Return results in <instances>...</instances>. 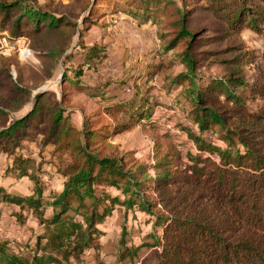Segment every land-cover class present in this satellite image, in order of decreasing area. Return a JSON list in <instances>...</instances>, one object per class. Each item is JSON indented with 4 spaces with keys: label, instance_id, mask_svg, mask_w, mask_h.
I'll return each instance as SVG.
<instances>
[{
    "label": "trees",
    "instance_id": "obj_1",
    "mask_svg": "<svg viewBox=\"0 0 264 264\" xmlns=\"http://www.w3.org/2000/svg\"><path fill=\"white\" fill-rule=\"evenodd\" d=\"M79 1L96 13L99 0ZM124 2L136 4V12L142 11L144 19L165 18L164 29L172 36L168 48L182 46L178 53L182 69L174 80L191 103L187 115L192 127L187 132L196 152L188 153L186 163L175 154L158 156L152 175L150 166L137 159L128 161L111 141L133 126L139 111L148 108L138 111L134 102L109 106L105 112L114 120L120 112L127 119L111 128L89 118L79 128L66 92L58 100L44 92L32 96L21 77H12L9 58L1 56L0 152L10 158L19 177H29L38 186L33 160L20 152L21 145L28 140L51 146L65 182L51 201L39 186L29 197L0 186V201L19 206L13 215L20 224H25L28 210L43 228L36 234L31 255L12 251L9 240L0 239V264L81 263L87 249L98 247L97 225L116 204L155 218L154 228L161 232L149 234L153 244L145 245L159 248L156 264H264V105L252 112L240 93L241 87L248 86L247 68L256 57L241 36L246 29L262 31L264 0ZM203 31L213 34L202 36ZM0 33L13 39L27 37L45 59L49 79L83 28L60 12V4L0 0ZM205 42L222 47L198 50ZM203 55L224 71L207 84L200 82L203 77L198 73ZM81 66L73 71V78L64 74L63 91L69 82L77 85L84 74ZM80 90L86 89L80 86ZM253 90L255 97L264 99V85ZM29 103L32 107L27 110ZM215 129L225 148L207 139L206 134ZM100 186L114 187L125 198L98 194ZM140 248L125 246L120 261L134 258Z\"/></svg>",
    "mask_w": 264,
    "mask_h": 264
},
{
    "label": "rangeland",
    "instance_id": "obj_2",
    "mask_svg": "<svg viewBox=\"0 0 264 264\" xmlns=\"http://www.w3.org/2000/svg\"><path fill=\"white\" fill-rule=\"evenodd\" d=\"M21 1L35 6L48 2L60 4V12L77 20L83 28V34L74 40L68 49L70 53L59 61L53 70V77L46 79L45 59H41L33 50L31 41L27 37L13 39L7 33H0V57L7 56L8 62H12L10 73L14 79L21 77L23 85L31 88L32 96L44 92L50 99L58 100L67 93L68 108L73 111V122L79 128L89 118L108 123L111 128L127 119L120 112L114 120L105 112L109 106L134 102L138 111L148 108L139 111L131 128L112 136L116 152L124 154L128 161L137 159L147 164L152 175L156 174L152 166L158 156L175 154L180 162H187L188 153L196 152V145L187 132V127H192L187 115L191 103L182 85L174 80L182 69L178 57L182 46L168 48L172 36L164 29L165 18L144 19L142 11L139 14L136 12L139 9L136 4L124 0H99L95 14L86 10L85 3L79 0ZM261 26L263 29L260 33L246 29L241 36L256 56L247 68L248 86L240 89L252 112H258L264 105V99L255 97L253 93L255 87L264 85V24ZM202 34L209 36L213 33L203 31ZM207 43L198 50H219L222 47L221 44ZM80 65L84 69L83 76L77 85L69 82L70 87L63 91L64 74L73 78V71L78 70ZM223 72L220 64L209 55L200 57L198 73L203 77L201 83L207 84L211 78L223 76ZM80 86L86 90H80ZM31 107L29 103L26 109ZM197 130V126H194L193 131ZM216 131L218 129L209 131L207 139L225 148ZM51 151V146L44 148L39 142L28 140L22 142L20 149L24 156L32 158L31 166L40 181L38 186L44 198L50 201L65 179L59 171L61 164ZM18 178V171L13 170L8 165L7 157L0 153V182L24 196L34 195L38 187L36 182L29 177ZM102 192L120 196L122 200L125 198L114 187L100 186L97 193ZM15 210H19V206L0 205V220L6 215H13ZM24 214L28 218L23 225L17 217L13 219L14 225L16 222L20 224L17 230L24 234L43 231L38 226V220L30 216L28 210ZM154 221L155 218L145 212L127 209L121 204L114 205L106 219L97 225L101 232L98 247L87 249L79 264H156L159 248L145 245L153 244L149 234L161 232L154 228ZM10 243L14 246L13 249L11 245L12 251L32 254V246L28 243ZM125 246L141 248L134 258L120 261V253Z\"/></svg>",
    "mask_w": 264,
    "mask_h": 264
},
{
    "label": "crops",
    "instance_id": "obj_3",
    "mask_svg": "<svg viewBox=\"0 0 264 264\" xmlns=\"http://www.w3.org/2000/svg\"><path fill=\"white\" fill-rule=\"evenodd\" d=\"M83 123H84V121H83ZM2 154L5 155V157H7L8 165L11 167L12 163H11L10 158L6 154H4V153H2ZM20 178H22V177H19L18 179H20ZM64 182H65V179H64V181L62 183V186L60 187V189L56 193H59V192H61L63 190ZM0 186H3L8 191L16 192V193H18L20 195H23V194H21V192L15 190V189H8L5 186V184H2V182H0ZM0 205L16 206L15 204H9V203L3 202V201H0ZM4 214H5V212H4ZM30 216H32V215L30 214ZM13 219H16L15 215H11V216H7L6 215V216L2 217V219L0 220V239L9 240V242L10 241H17V242H19L21 244L22 243H24V244L28 243L30 247L33 246V244L35 242L34 236L36 237V234H34L33 232L24 234L22 231L17 230L20 227V224L16 222V225H14L13 224ZM38 226H39V224H38ZM27 248H29V247H27Z\"/></svg>",
    "mask_w": 264,
    "mask_h": 264
},
{
    "label": "built area",
    "instance_id": "obj_4",
    "mask_svg": "<svg viewBox=\"0 0 264 264\" xmlns=\"http://www.w3.org/2000/svg\"><path fill=\"white\" fill-rule=\"evenodd\" d=\"M12 243H13V242H12ZM10 245H12V248L14 249V246H13V244H11V243H10Z\"/></svg>",
    "mask_w": 264,
    "mask_h": 264
}]
</instances>
